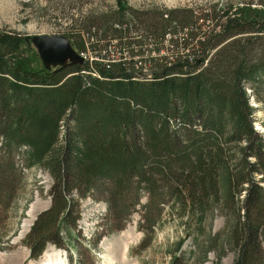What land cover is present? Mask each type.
Instances as JSON below:
<instances>
[{"label":"trees","instance_id":"obj_1","mask_svg":"<svg viewBox=\"0 0 264 264\" xmlns=\"http://www.w3.org/2000/svg\"><path fill=\"white\" fill-rule=\"evenodd\" d=\"M258 3L263 8L247 2L215 11L209 32L205 20L193 27L194 10L133 11L128 0L65 28L78 49L85 33L96 48L134 51L152 39L163 49L170 35L175 47L190 50L151 60L149 78L122 62L97 63L94 76L87 63L49 70L26 37L0 32V205H11L25 170L42 168L55 179L52 207L28 243L33 258L48 243L63 246L64 229L73 238L80 201H104L106 226L117 232L147 198L141 226L148 238L166 209L202 221L211 201H222L233 211L235 264H264V133L254 119L264 111V1ZM252 97L262 107L252 106ZM245 184L242 213L236 197Z\"/></svg>","mask_w":264,"mask_h":264},{"label":"rangeland","instance_id":"obj_2","mask_svg":"<svg viewBox=\"0 0 264 264\" xmlns=\"http://www.w3.org/2000/svg\"><path fill=\"white\" fill-rule=\"evenodd\" d=\"M258 1L264 0H128L133 11L147 12L153 9L168 13L175 9L194 10L196 25L193 27L196 29L205 20L204 29L207 32L216 25L215 20H212L215 11L227 5L243 6L247 2L253 3V7L263 8ZM114 2L115 0H0V32L21 34L26 38L35 35H65L68 31L65 28L75 18L94 10H105L106 5L110 6ZM209 12L210 15L206 16ZM84 34L86 40L87 35ZM179 36L183 37L182 34ZM26 41L39 63L43 65L37 49L27 39ZM147 42V48L153 50V40L148 39ZM74 48L79 53H87L88 57L90 54L93 58L97 56L85 48ZM95 48L89 46L91 50ZM114 48L121 50L119 46ZM168 49L170 56L173 50H183L175 47L167 37ZM101 60L100 64H105L107 56ZM93 71L95 69L91 68L90 72ZM146 71L147 74L144 72L143 78L153 76V70ZM250 103L254 107L260 105L253 97ZM254 119L255 128L264 133V111L261 108ZM246 145L245 142L241 147ZM24 172V181L20 182L11 205H0V264H40L44 258L45 253L36 259L31 258L28 243L37 220L52 207L51 191L55 179L49 171L42 168ZM254 177L261 180L262 175L255 172ZM246 187L247 184L244 185L242 194L236 197L238 204L244 209L242 213L246 211ZM221 200H224V197H221ZM147 201V198H144L142 206ZM79 205L81 219L77 223L73 238L68 236L64 229L61 235L63 246L48 243L45 249L50 254L59 255L65 264H182L183 259L187 260V264H235L237 260L238 253L233 241H230L228 230L233 211L226 208L222 201H211L202 221L200 217L188 219L186 214L181 216L177 211L166 209L159 226L154 228L149 238L141 226L143 215L145 216L142 206H138L131 214L124 229L116 232L106 226L109 215L104 201L89 197L80 201ZM124 246L127 250L122 256L121 250ZM262 246L264 250V243Z\"/></svg>","mask_w":264,"mask_h":264},{"label":"built area","instance_id":"obj_3","mask_svg":"<svg viewBox=\"0 0 264 264\" xmlns=\"http://www.w3.org/2000/svg\"><path fill=\"white\" fill-rule=\"evenodd\" d=\"M167 37L170 38V35ZM87 41V42H86ZM85 41V49L92 52V54L97 55L96 57H92L90 54V57H88L87 53L81 52L79 53L80 56L83 57L85 60V63L91 65L92 68H94V65L97 63H100L102 61L101 59L104 58V56H107V60H105V64H103L105 67L109 68L114 64L117 63H123L124 65H129L130 63H134L136 68H139L141 70V74H145L148 69L150 72L152 71L150 61L156 58H161L163 56H168L170 59H172V56L169 55V50H167V39L164 40L162 47L163 49H159L156 44H154L153 50L147 48V44L144 45V47H135L134 51L132 48H124L121 47L120 49H115V45H110L109 47H106L107 45H100L99 48H95L93 50L89 49V46H92V48L96 47L93 44H91V41L89 42L88 39ZM148 43V42H147ZM146 47V48H145ZM140 48V49H139ZM183 52H186L187 54L190 53V50H180L177 53L182 54ZM195 56L191 55L189 57V60L192 61ZM173 60V59H172ZM207 64V61H206ZM146 67V68H145ZM145 72V73H144ZM92 76L96 74H100L97 72V70L90 72ZM153 73V72H152ZM147 74V73H146ZM140 75V74H139Z\"/></svg>","mask_w":264,"mask_h":264},{"label":"water","instance_id":"obj_4","mask_svg":"<svg viewBox=\"0 0 264 264\" xmlns=\"http://www.w3.org/2000/svg\"><path fill=\"white\" fill-rule=\"evenodd\" d=\"M27 40L37 49L46 69L85 63L70 39L65 35H35L28 37Z\"/></svg>","mask_w":264,"mask_h":264},{"label":"bare ground","instance_id":"obj_5","mask_svg":"<svg viewBox=\"0 0 264 264\" xmlns=\"http://www.w3.org/2000/svg\"><path fill=\"white\" fill-rule=\"evenodd\" d=\"M126 250H127V247L124 246L121 250L122 256H124V253ZM40 264H65V263L63 262V259L59 255L50 254L49 252H45L44 258Z\"/></svg>","mask_w":264,"mask_h":264}]
</instances>
